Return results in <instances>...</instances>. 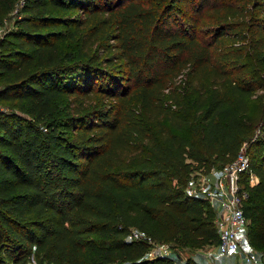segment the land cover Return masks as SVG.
Segmentation results:
<instances>
[{
    "label": "trees",
    "instance_id": "trees-1",
    "mask_svg": "<svg viewBox=\"0 0 264 264\" xmlns=\"http://www.w3.org/2000/svg\"><path fill=\"white\" fill-rule=\"evenodd\" d=\"M203 3L0 0V26L17 15L0 37V264H167L145 238L215 247V211L187 180L243 144L247 235L264 250V110L251 135L244 119L257 81L198 39ZM238 17L219 35L249 30L264 62V0Z\"/></svg>",
    "mask_w": 264,
    "mask_h": 264
},
{
    "label": "rangeland",
    "instance_id": "rangeland-1",
    "mask_svg": "<svg viewBox=\"0 0 264 264\" xmlns=\"http://www.w3.org/2000/svg\"><path fill=\"white\" fill-rule=\"evenodd\" d=\"M251 2L252 0H204L202 9L191 20L195 26L198 39L205 44H211L210 48L213 56L221 63H225L227 67H231L232 74L235 77L245 79L254 77L257 81L249 110L244 117L250 129L249 135L253 133L254 126L259 122V117L264 110V62L259 58L258 52L247 45L251 39L249 30L240 32L241 35H246V38L238 39L235 34L238 24L229 26L232 34L224 33L221 36L217 29L225 27L228 30V23L238 20V15L243 16L244 10L251 6ZM16 16V12H12L4 24L0 26V37L4 31L14 28V18ZM180 20H182L181 17ZM183 22L186 23V21ZM239 51L244 52V57L241 59L235 56ZM234 65L238 67H234ZM8 106H12V104L5 100L0 101V107L8 108ZM183 133L188 137H193L190 128L183 130ZM255 133H258V130ZM174 183L179 187H183V183L180 184L177 181ZM247 240L250 243L248 235ZM207 249L212 251V256L204 255ZM193 256L197 258L196 262L199 264H242L244 262L234 260V256L219 253L214 246L191 249L168 244L165 257L170 260L167 264H183L179 258L195 264ZM32 263L36 264L31 258L30 264Z\"/></svg>",
    "mask_w": 264,
    "mask_h": 264
},
{
    "label": "built area",
    "instance_id": "built-area-1",
    "mask_svg": "<svg viewBox=\"0 0 264 264\" xmlns=\"http://www.w3.org/2000/svg\"><path fill=\"white\" fill-rule=\"evenodd\" d=\"M257 182V176L250 170L246 144H243L235 159L209 168L201 166L191 171L186 192L206 201L215 211V227L218 233L216 251L221 254L240 252L247 264H264V250H257L247 240L249 219L244 206L249 197L248 187ZM129 238H145L133 230ZM146 258L165 257L168 243L150 238ZM207 249L206 256H212ZM206 264V263H202Z\"/></svg>",
    "mask_w": 264,
    "mask_h": 264
},
{
    "label": "crops",
    "instance_id": "crops-1",
    "mask_svg": "<svg viewBox=\"0 0 264 264\" xmlns=\"http://www.w3.org/2000/svg\"><path fill=\"white\" fill-rule=\"evenodd\" d=\"M247 232H248V230H247ZM257 250H259V249H257ZM201 256H203V255H201ZM226 256H231V257L234 256V260H236V261L242 260V261H244V262H242V264H247L245 259H244V257H243V255L240 252L233 251V252H230L229 254H226ZM179 259L183 262V264H193L192 262H186V261H184L181 258H179ZM196 259L197 258L193 256V261L195 262V264H199V263L196 262Z\"/></svg>",
    "mask_w": 264,
    "mask_h": 264
}]
</instances>
